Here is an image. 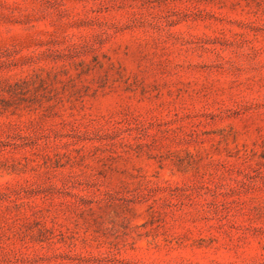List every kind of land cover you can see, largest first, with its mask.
<instances>
[{"label":"rangeland","instance_id":"374dc122","mask_svg":"<svg viewBox=\"0 0 264 264\" xmlns=\"http://www.w3.org/2000/svg\"><path fill=\"white\" fill-rule=\"evenodd\" d=\"M0 264H264V0H0Z\"/></svg>","mask_w":264,"mask_h":264}]
</instances>
